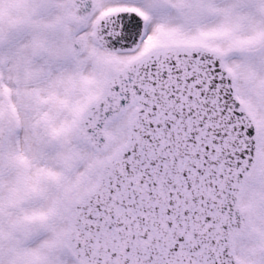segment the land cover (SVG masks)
<instances>
[{
	"label": "snow or ice",
	"instance_id": "6c2138e0",
	"mask_svg": "<svg viewBox=\"0 0 264 264\" xmlns=\"http://www.w3.org/2000/svg\"><path fill=\"white\" fill-rule=\"evenodd\" d=\"M0 264H264V0H0Z\"/></svg>",
	"mask_w": 264,
	"mask_h": 264
}]
</instances>
